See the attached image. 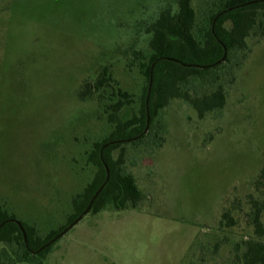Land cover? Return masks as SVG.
I'll return each mask as SVG.
<instances>
[{
	"label": "rangeland",
	"instance_id": "obj_1",
	"mask_svg": "<svg viewBox=\"0 0 264 264\" xmlns=\"http://www.w3.org/2000/svg\"><path fill=\"white\" fill-rule=\"evenodd\" d=\"M210 1L192 0L199 28ZM177 2L0 0V205L16 221L43 238L69 224L73 199L94 177L89 154L112 130L99 94L81 100V88L108 68L135 102L121 116L137 113L146 79L135 53L149 51V25ZM260 33L248 38L246 57L227 64L234 80L223 78L224 109L200 119L174 100L159 120L162 147L153 136L125 145L126 172L144 195L139 207L88 214L43 264H243L244 243L264 242L253 222L254 200L263 199ZM227 210L230 227L221 224Z\"/></svg>",
	"mask_w": 264,
	"mask_h": 264
},
{
	"label": "trees",
	"instance_id": "obj_2",
	"mask_svg": "<svg viewBox=\"0 0 264 264\" xmlns=\"http://www.w3.org/2000/svg\"><path fill=\"white\" fill-rule=\"evenodd\" d=\"M259 31L264 36V0H211L201 28L192 0H178L177 7H164L148 27L149 51L135 53L134 63L146 79L137 113L131 118L121 116L124 109L135 102L133 95L119 86L108 68L102 70L94 83L86 82L81 88V100L99 94L112 130L104 140L95 143L89 154L94 177L73 199L75 213L69 224L43 238L34 226L20 222L25 238L14 215L0 205V264H43L59 240L40 250L76 221L100 190L88 214L96 215L109 207L117 211L137 209L144 195L136 178L126 172L125 145L153 136L156 147H162L165 141L162 131L166 127L159 120L174 100L190 104L200 119L224 109L227 96L223 78L228 76L231 82L234 80L233 68L228 69L227 64L235 54L246 57L247 40ZM225 49L226 58L221 62ZM192 85L199 87L194 94ZM104 99L109 102H103ZM148 114L150 123L146 132ZM117 150L120 152L116 157ZM256 187L263 199L254 200L253 222L256 236L263 238L264 168L257 176ZM235 223L231 211H225L221 224L230 227ZM244 248L242 256L238 257L240 262L264 264V242L248 241ZM34 255L41 258L35 259Z\"/></svg>",
	"mask_w": 264,
	"mask_h": 264
},
{
	"label": "water",
	"instance_id": "obj_3",
	"mask_svg": "<svg viewBox=\"0 0 264 264\" xmlns=\"http://www.w3.org/2000/svg\"><path fill=\"white\" fill-rule=\"evenodd\" d=\"M232 10V9H230ZM228 10V11H230ZM227 11L223 12V13H226ZM219 17V16H218ZM226 58V49H225V56L224 58L222 59L221 62H223ZM149 93H150V89H149ZM148 103H149V95H148V98H147V106H148ZM149 123H150V116L148 114V124H147V130L146 132L148 131V127H149ZM101 191V190H100ZM100 191L94 196L93 200L91 201L89 207L87 208V210L84 211V213L79 216V218L74 221L71 225H69L62 233H60L57 237H55L52 241H50L48 244H46L40 251L46 249L47 247H49L51 244H53L54 242H56L57 240L61 239L69 230H71L74 226H76L83 218L85 215L88 214L89 210L91 209L96 197L98 196V194L100 193ZM19 226L21 227V230L23 231L24 233V236L26 238V234H25V231H24V228L22 227V225L20 224V222H18Z\"/></svg>",
	"mask_w": 264,
	"mask_h": 264
}]
</instances>
